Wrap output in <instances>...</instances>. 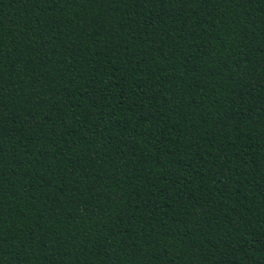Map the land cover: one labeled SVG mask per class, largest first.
<instances>
[{"label":"trees","instance_id":"obj_1","mask_svg":"<svg viewBox=\"0 0 264 264\" xmlns=\"http://www.w3.org/2000/svg\"><path fill=\"white\" fill-rule=\"evenodd\" d=\"M0 264H264V0H0Z\"/></svg>","mask_w":264,"mask_h":264}]
</instances>
